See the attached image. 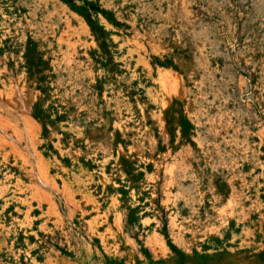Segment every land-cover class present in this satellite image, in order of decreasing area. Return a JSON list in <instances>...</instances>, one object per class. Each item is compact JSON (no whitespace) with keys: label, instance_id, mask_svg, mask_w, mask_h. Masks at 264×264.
<instances>
[{"label":"rangeland","instance_id":"obj_1","mask_svg":"<svg viewBox=\"0 0 264 264\" xmlns=\"http://www.w3.org/2000/svg\"><path fill=\"white\" fill-rule=\"evenodd\" d=\"M0 264H264V0H0Z\"/></svg>","mask_w":264,"mask_h":264},{"label":"bare ground","instance_id":"obj_2","mask_svg":"<svg viewBox=\"0 0 264 264\" xmlns=\"http://www.w3.org/2000/svg\"><path fill=\"white\" fill-rule=\"evenodd\" d=\"M116 203V200H113ZM145 223V222H144Z\"/></svg>","mask_w":264,"mask_h":264}]
</instances>
